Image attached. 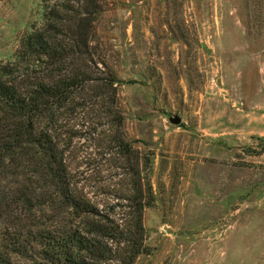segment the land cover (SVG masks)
Returning <instances> with one entry per match:
<instances>
[{
    "label": "rangeland",
    "instance_id": "rangeland-1",
    "mask_svg": "<svg viewBox=\"0 0 264 264\" xmlns=\"http://www.w3.org/2000/svg\"><path fill=\"white\" fill-rule=\"evenodd\" d=\"M84 1L0 0V65L49 24L81 52L55 76L87 80L47 124L72 188L123 231L132 195L148 201L132 264H264V0H97L77 36L72 15ZM40 70L21 61L12 76ZM136 169L149 185L138 195ZM22 171L36 178L34 166ZM13 197L0 203V246L13 264H41L10 248L20 222L52 228L56 218L35 197L17 207Z\"/></svg>",
    "mask_w": 264,
    "mask_h": 264
},
{
    "label": "trees",
    "instance_id": "trees-1",
    "mask_svg": "<svg viewBox=\"0 0 264 264\" xmlns=\"http://www.w3.org/2000/svg\"><path fill=\"white\" fill-rule=\"evenodd\" d=\"M97 6V0H85L75 9L72 16L78 21L74 27L77 36L91 22ZM49 13L55 19L57 9ZM58 36L59 29L54 24L25 33L13 60L0 65V176L9 184L5 192L4 187L0 190V203L7 195L14 196L12 202L17 207L19 202L30 203L35 197V203L45 204L56 218L52 228L36 220L20 222L10 250L21 257L37 258L41 264H132L144 253L141 211L148 201L141 202L138 194L148 191L149 185L145 175L136 169L131 182L138 196L131 197L133 214L127 231L118 224H107V216L72 188L63 153L47 124L54 121L59 109L72 103V93L87 78L82 71L72 70L55 76L70 53L72 58L81 55L80 51L61 46ZM21 61L41 67L40 73L36 77L25 72L12 76ZM106 80L113 82L114 77ZM116 141L128 158V144L119 136ZM27 165L34 166L36 178L22 171ZM15 168L20 169L21 177L13 172ZM34 187L40 192L34 193ZM121 233L125 238L119 240ZM113 241L115 245L122 243L119 252L112 249ZM0 264H13L2 246Z\"/></svg>",
    "mask_w": 264,
    "mask_h": 264
},
{
    "label": "water",
    "instance_id": "water-1",
    "mask_svg": "<svg viewBox=\"0 0 264 264\" xmlns=\"http://www.w3.org/2000/svg\"><path fill=\"white\" fill-rule=\"evenodd\" d=\"M169 121L173 124H177L179 122V118L178 117L169 118Z\"/></svg>",
    "mask_w": 264,
    "mask_h": 264
}]
</instances>
